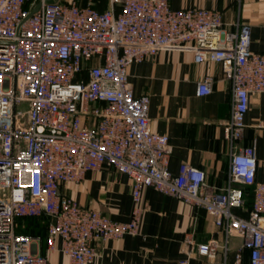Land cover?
<instances>
[{"label": "built area", "instance_id": "2783aa9c", "mask_svg": "<svg viewBox=\"0 0 264 264\" xmlns=\"http://www.w3.org/2000/svg\"><path fill=\"white\" fill-rule=\"evenodd\" d=\"M108 2L100 10L92 2L0 0V264H48L40 238L17 232L20 216L49 217V249L61 238L70 264L92 262L96 242L138 234L145 187L213 216L225 243H200V255L216 259L223 249L227 264L229 238L238 234L249 264H264V180H257L256 145H239L250 94L264 93V15L263 50L255 52L252 26L238 19L228 28L220 10L176 9L170 0ZM162 50L190 51L196 63L220 62L231 81L230 170L221 191L202 168L182 163L177 174L169 170L170 138L152 131L150 97L136 96L129 81L130 65ZM214 82L206 76L198 93L210 94ZM22 102L30 104L26 118L17 112ZM105 166L132 179L129 221L61 191L62 183ZM243 186L254 188L247 217L235 212L245 203ZM184 244L191 252L193 233ZM232 264H243L242 251Z\"/></svg>", "mask_w": 264, "mask_h": 264}, {"label": "crops", "instance_id": "0c3cea01", "mask_svg": "<svg viewBox=\"0 0 264 264\" xmlns=\"http://www.w3.org/2000/svg\"><path fill=\"white\" fill-rule=\"evenodd\" d=\"M176 9L202 7L223 12L228 28L240 19L252 26V50H263L264 0H170ZM109 6L107 1L106 7ZM215 79L208 95L198 93V82L206 76ZM129 81L135 95L148 94L149 120L152 131L170 138L171 155L168 168L177 174L182 163L205 170L208 184L221 191L227 186L230 170V145L226 128L232 115V84L220 62L196 63L190 51H159L154 57L133 63L128 68ZM255 144L257 148V180H264V93L250 94L246 128L239 145ZM244 191L247 186L242 187ZM252 187L247 192L252 193ZM61 191L80 204L102 211L112 219L129 221L134 209L132 179L109 166L90 171L79 182L62 183ZM245 196L241 217H247L250 206ZM249 200V201H251ZM143 212L136 235L96 242L99 255L88 264H223L220 250L216 259L200 255L196 245L217 238L224 245L225 235L205 209L165 195L152 187L142 191ZM47 228L39 237L38 251L48 258V264H70L61 249H49ZM193 233L195 247L188 253L184 240ZM243 264H249V250L243 248V238L231 235L227 264H232L238 252Z\"/></svg>", "mask_w": 264, "mask_h": 264}, {"label": "trees", "instance_id": "16d2710c", "mask_svg": "<svg viewBox=\"0 0 264 264\" xmlns=\"http://www.w3.org/2000/svg\"><path fill=\"white\" fill-rule=\"evenodd\" d=\"M107 1L108 0H92L91 2L94 4V6H96L98 9H100V10H104V9H106L107 7H106V3H107ZM89 2H86V3H80V4H82V5H86V4H88ZM248 188H245L246 190L244 191V189H243V191H244V198H245V196H247L248 195V197H250V195L251 194H253V200H251V198L250 199H248V202L250 203V206H249V208H248V210L246 211L247 212V215L246 216H248L249 215V212L252 210V208H253V203H254V188L252 187V186H247ZM250 187H252V193L250 192L249 193V191L247 192V189H249ZM249 200H251V201H249ZM242 208H243V206L242 207H238V208H236L235 209V212H236V214H238V212L240 211V210H242ZM18 220H21L20 222H27V223H30V222H32V223H34V224H38L39 222H41V221H43V220H45L46 222H47V230H48V225H49V223H50V218L49 217H47V216H38V217H28V216H20V217H17V222H18ZM39 225V224H38ZM20 227H21V225H20ZM41 230V226H40V229H38V231H40ZM36 231V230H35ZM17 232L18 233H21V232H19L18 231V226H17ZM37 232V231H36ZM41 232V231H40ZM48 232V231H47ZM22 234H27V233H22ZM43 235V233L42 234H40V236H42ZM32 236H39V234L38 235H32ZM47 236H48V234H47Z\"/></svg>", "mask_w": 264, "mask_h": 264}, {"label": "rangeland", "instance_id": "374dc122", "mask_svg": "<svg viewBox=\"0 0 264 264\" xmlns=\"http://www.w3.org/2000/svg\"><path fill=\"white\" fill-rule=\"evenodd\" d=\"M61 1H64V2H67V1H76L77 3H86V2H91L92 0H61ZM17 112H20L25 118L27 117V112L30 108V104L28 102H22V103H19L17 105ZM21 220H18L17 222V226H18V231L21 232V233H27L29 235H40L42 233L45 232V229L47 228V222L45 220L39 222L38 224H34L32 222L30 223H27V222H20ZM21 225V227H20ZM40 226H41V232L38 231V229H40ZM37 232H36V231Z\"/></svg>", "mask_w": 264, "mask_h": 264}, {"label": "water", "instance_id": "95a60500", "mask_svg": "<svg viewBox=\"0 0 264 264\" xmlns=\"http://www.w3.org/2000/svg\"><path fill=\"white\" fill-rule=\"evenodd\" d=\"M47 1H50V0H47Z\"/></svg>", "mask_w": 264, "mask_h": 264}]
</instances>
